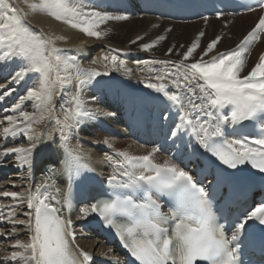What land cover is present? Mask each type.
<instances>
[{"label":"snow or ice","instance_id":"snow-or-ice-1","mask_svg":"<svg viewBox=\"0 0 264 264\" xmlns=\"http://www.w3.org/2000/svg\"><path fill=\"white\" fill-rule=\"evenodd\" d=\"M245 7L247 11L258 8L262 14L235 49L218 53L205 61L203 57L213 52L221 39L217 36L198 61L163 69L150 77L160 83L148 82L144 87L161 94L169 111L177 113L178 123L170 132L171 138L189 137L188 143L197 145V151L203 149L207 157L214 158L226 169L247 164L264 174V53L260 54L251 71L241 77L251 46L264 34V0H255V5ZM30 14L50 17L97 40L104 36L98 30L101 25L129 17L112 14L108 8H101L90 0H24L23 10L11 0H0V65H18L8 83H19L29 77L36 82V86H29L26 94L9 109L22 119H14L13 115L3 118L7 124L3 127L4 140L23 135L29 146L3 148L0 154H15L21 167L25 164L31 166L33 151L44 138V133L36 131L33 125L46 119L49 124L54 121V131H59L62 149L59 160L69 180V187L63 192V207L71 208V181L92 169L84 162L81 142L72 147L70 141L73 132L84 123L116 115L114 111L90 110L84 99L85 90H90L94 82L99 83L98 77L109 73L80 67L76 55H68V50L56 47V41L62 37L45 36L26 23ZM225 14L222 5L216 18ZM202 19L207 21L208 16H202ZM157 39L163 40L164 37ZM154 46V43L144 44L142 50ZM198 47L197 40L183 53V60H189ZM171 51L169 49V53ZM99 59L117 69L125 67V60L116 55ZM92 63L96 64L98 60L94 59ZM138 63L170 62L144 60ZM148 71L156 70L149 68ZM165 79L174 85L175 90L170 91L165 86ZM73 80L76 90L71 99L72 107L66 108V102L61 103V119L55 114L54 98L64 95L63 89ZM12 91L14 89L10 88L0 91V100L11 95ZM96 99L95 94L90 97L91 101ZM25 102L32 103L33 113L22 110ZM164 119L167 120L168 116L165 115ZM245 122L256 131L255 136L229 138L225 135L227 125L231 124L235 131ZM48 135L52 136L51 133ZM51 142L57 143L54 136ZM103 144L112 148L110 140H104ZM158 151L153 147L144 155H131L125 151H118L114 156L106 155L105 160L113 169L106 180V198L82 207L78 219H86L90 213L97 215L105 226L115 231L133 264H239V245L248 221L264 225V203L238 220L227 235L215 220L207 190L172 159L156 163L154 157ZM48 187L45 182L34 192L30 191L27 197L17 192L0 193L21 203L26 200L31 210L24 213L29 217L27 221L16 219L15 210H9L6 219L14 226L25 225L29 235L26 241L15 239L14 250L3 257L5 264H89L93 260L89 253L73 247V222L65 218L61 208L51 203L56 197L45 194ZM165 206L169 208L168 212L162 210ZM2 219L5 217L0 211ZM18 232L19 229L13 227L0 235L7 240ZM112 264H116L115 257Z\"/></svg>","mask_w":264,"mask_h":264},{"label":"bare ground","instance_id":"bare-ground-1","mask_svg":"<svg viewBox=\"0 0 264 264\" xmlns=\"http://www.w3.org/2000/svg\"><path fill=\"white\" fill-rule=\"evenodd\" d=\"M11 2L20 9H24V0H11ZM261 14V11H256L247 15H241L239 17H222L219 19H209L207 21L204 20L191 24L173 23L172 25L176 27L186 28L194 25H200L206 22L210 23L208 26H206L207 31L213 34L216 33L217 36L221 37V40L216 45V48L213 50V52L203 57L205 61H208L211 60L214 55L221 52L229 51L233 47H235L241 41V39L255 26ZM124 21L130 22V24H132L131 22L136 21L149 23H143L148 25L146 30L136 29L137 27L132 29L134 33L132 41H136V43L131 42L126 45H121L118 43H113L111 41L113 35H122L121 32L118 31V29L115 28L111 22H106L101 25L100 29L98 30L102 31L104 33V36L102 39L97 40L95 38L86 36L84 33L78 30L70 28L68 25L62 22L56 21L44 15L30 14L27 16L26 19V23L31 26V28L36 32L42 33L45 36L62 37L63 39L56 41V47L63 50H68V55H76L77 62L80 64V67L85 69L95 68L97 71H100L102 73L104 71H107L109 73L108 76H101L97 79L112 78V80H115L121 86H123V83H127L128 86H135L136 84L140 83L145 92H155L152 89L145 88V83H160V81L150 79V77L159 74L160 71L163 69L170 70L174 64H190L198 61L201 58V55L204 50L207 48H202V45H199L196 56H192L191 58H189L190 60L187 61L183 60V54L178 57H156L153 56L151 53L142 50V45L152 43L157 44V30L155 29V25L160 23L166 25L167 21L144 17L140 19L131 18ZM218 21H225V23L223 24L224 26H221L222 28L218 27L217 25H213L215 22ZM203 36L206 37V34L204 33ZM142 37L146 38V41L140 43V41L142 42ZM76 49H81L82 51L77 52ZM263 52L264 34L261 35L258 44L249 53L250 55L248 54V56L246 57V64L241 72V77L246 76L251 71V69L258 62L260 54H262ZM135 54L144 55V57H146L144 60L169 61L170 63L145 65L138 62H132L130 58L133 57V55ZM105 55H116L119 59L125 60L124 69L114 68L109 62H105L99 59L100 57ZM94 59L98 60V63L93 64L92 60ZM17 68L18 65L16 63L0 65V86H3L2 88H0V91H6L9 88L14 89L11 95L7 96L3 100H0V149L8 147L29 146L28 139L23 135H17L16 137L9 138L7 141H5L2 136L3 127L7 126L6 122L3 121V118L5 116L13 115L14 119H22L21 117H19L18 113H13L12 111H9V109H11L12 105L18 102V98L20 96L26 94V90L29 86H36V82L32 80L31 77L26 78L25 80L19 83H8L9 77L11 76V74L14 73ZM149 68L155 69L156 71L150 73L148 71ZM163 83L167 88L171 87L173 88V90H175L174 85H172L168 79H165ZM123 88L124 86L121 89ZM75 90V81L73 80L70 85L65 86V88L63 89L64 95L54 98V103L56 106L55 114L57 117L63 119V110L60 107L61 103L66 102V108L72 107L71 99L73 94L75 93ZM87 93L88 91L86 89L84 92V99L88 101L86 106L90 110L99 111L100 109L94 106L93 102L88 98ZM198 94L199 93H197V95ZM22 110L27 111L30 114L33 113L34 108L32 103L25 102V104L22 106ZM33 127L36 131L43 132L44 138L43 141L39 143V146L33 151V155L31 158V166L25 164L23 165V167H21L20 162L18 161L15 154L8 156L0 154V162H3V165L0 166V171L2 170L3 172H9V174L5 176L4 180L0 182V193L4 191L17 192L22 197H27L29 193L28 187L30 175L34 173L33 177L37 178L39 182L43 180H48L49 177L47 173H49L50 170V168H48L49 166H54L57 170L56 176L59 182L55 189L56 193H58V190H60L62 182L66 180L67 175L64 173L62 164L59 160V156L62 149L59 146V131H54L56 127L55 122L53 121L51 124H49V121L46 119L40 124L33 125ZM49 133H51L52 136H49ZM53 136L57 141L55 145H53V143L51 142ZM106 139L107 138H104L103 140ZM78 141L79 139L77 140V142ZM110 142L112 143V147L114 149L118 151L128 152L131 155H144L149 152V150L136 146L135 144L129 141L123 142L110 140ZM71 146L74 145L71 143ZM156 160L160 163H163L164 161V159L162 158H160L161 161L159 160V158H157ZM240 169H245L246 171L242 175H240L238 172ZM255 171L256 170L252 169L250 165H240L237 169L232 170V176L233 178H236V180L241 179L244 181H253ZM7 176H9V178ZM259 194L260 192L258 193V195ZM10 209L15 210L16 219L23 221H27L29 219L28 216L24 215V213L29 212L26 200L21 203L18 200L14 201L11 196L4 197L3 195H0V211H2L3 216L5 217V219L0 220V233H7L8 231H11L13 227L19 229V232L17 234L13 235L7 240L4 236L0 235L2 241L5 242L0 248V260L3 261V264H5L3 257L5 255H9L10 252L14 250L13 244L15 239L20 238L26 241L29 235L25 225L17 224L14 226L8 221V219H6L9 216ZM95 242V238L89 236L88 238L86 237L81 240V245L90 252H92V250L95 248L100 250V248H102L101 242L97 241L98 244H96ZM9 264H11V262H9Z\"/></svg>","mask_w":264,"mask_h":264},{"label":"rangeland","instance_id":"rangeland-1","mask_svg":"<svg viewBox=\"0 0 264 264\" xmlns=\"http://www.w3.org/2000/svg\"><path fill=\"white\" fill-rule=\"evenodd\" d=\"M137 19H140V18H137ZM107 22H111L113 26L117 28L118 31L121 32L122 35H117V36L113 35L111 39L113 43H118L121 45H126L132 42V38L134 36L132 29L137 27L136 29L146 30L148 25L143 24V23H149V22L136 21V22H131L132 24H130V22L128 21H114V20L107 21ZM224 23L225 21H218V22H215L213 25H217L218 27H221ZM172 24L173 23L171 22L169 23L167 22L166 25L163 23L155 25V29L157 30V33H156L157 38L160 36H163L164 39L163 40L157 39L158 43L154 44L155 46L146 52L151 53L153 56H156V57H161V56L178 57L182 55L184 52H186L187 48L190 47L193 42H196L198 40L199 45H202V48L203 47L205 48L212 40H214L217 37L216 33L213 34L207 31L206 26L210 24L207 22L200 24V25H194V26H190L186 28L176 27V26H173ZM201 32H204L206 34V37L200 36L199 34ZM141 40L142 42L140 41V43H143L146 41V38L142 37ZM169 49H172L171 53H169ZM197 49L193 53L194 54L193 57L196 56ZM9 176L7 177L9 178Z\"/></svg>","mask_w":264,"mask_h":264}]
</instances>
